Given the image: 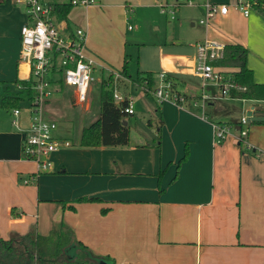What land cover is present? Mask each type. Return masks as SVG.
<instances>
[{
    "label": "crops",
    "instance_id": "1",
    "mask_svg": "<svg viewBox=\"0 0 264 264\" xmlns=\"http://www.w3.org/2000/svg\"><path fill=\"white\" fill-rule=\"evenodd\" d=\"M204 4L197 5L202 9ZM127 7L99 0L98 5L77 8L80 14L67 21L71 29H85L88 56L115 70L128 60L124 45L129 30L119 21L125 22L121 12L127 14ZM22 17L15 0L0 4V91L28 78V67L21 63L26 13ZM200 21L207 34L192 46L194 54L166 61L161 59L165 44L154 43L160 66L140 69L169 74L188 104H156L154 132L139 135L127 122L128 145L80 147L83 129L76 139L55 136L71 145L51 154L50 169L40 171L37 162L23 158L24 135L14 127L12 111L11 118L0 112V237L33 229L48 234L53 223L63 220L95 256L114 264H264V156L256 155L264 154V123H250L251 149L240 144V119L228 122L221 116L219 102L229 98L209 102L206 116H201V106L196 105L201 85L188 78L195 73L196 44L213 39L251 49L252 37L264 36V21L237 10L217 15L207 25ZM64 87L69 86L57 89ZM126 89L124 95H129ZM230 100L242 106L250 102L243 116L256 115L264 121V101ZM134 108L135 114H144L140 107ZM99 115L100 109L87 126ZM21 118L27 127V112ZM216 122L234 125L236 131L218 143ZM32 175H37L35 181L25 183ZM80 197L101 201L75 203L76 211L60 203Z\"/></svg>",
    "mask_w": 264,
    "mask_h": 264
},
{
    "label": "built area",
    "instance_id": "2",
    "mask_svg": "<svg viewBox=\"0 0 264 264\" xmlns=\"http://www.w3.org/2000/svg\"><path fill=\"white\" fill-rule=\"evenodd\" d=\"M25 6L27 22L21 28V63L28 67V78L35 91L31 108L28 114V126L22 125V111L20 108L12 110L13 125L24 135L23 155L27 160L37 162L40 171H48L51 167L50 156L63 147L70 146L71 142L58 139L54 132L58 128L56 121L44 117L45 105L50 97L58 90L53 87L63 85L72 87L75 92L76 104L89 107V93L91 84L97 81L98 69L103 74L107 70L114 76V100L116 104L128 101L124 113L134 115L133 98L124 95L118 85L124 79L119 71L106 67L95 58L88 56L86 31L82 27L71 29L68 22L60 18L58 6L70 4L73 7H89L99 3V0H16ZM257 6V0H230L222 3H205V19L201 24L207 25L217 15L225 16L231 10L240 11L248 17L250 9ZM257 8V7H256ZM224 44L215 40H206L196 44L195 74L203 83L196 105L201 106V116H206V107L209 102L234 98V90H245L225 70L214 64L224 55ZM107 77V78H108ZM102 79V77H101ZM156 85L153 88L146 84L136 85L145 93L151 94L158 105L164 102H173L178 106L188 104L187 96L182 93L177 83L169 74L160 72L155 76ZM214 88V89H213ZM215 139L221 143L231 133L232 125L216 122L213 124ZM239 142L251 149L248 142L250 118L243 116L240 119ZM264 156L261 153L256 154ZM37 175L25 180V183L35 181Z\"/></svg>",
    "mask_w": 264,
    "mask_h": 264
},
{
    "label": "rangeland",
    "instance_id": "3",
    "mask_svg": "<svg viewBox=\"0 0 264 264\" xmlns=\"http://www.w3.org/2000/svg\"><path fill=\"white\" fill-rule=\"evenodd\" d=\"M60 1L67 2L69 0ZM103 1H114V3L127 4L128 6L127 14H124L123 10L122 12L120 11L125 22L120 19L119 21L125 23L129 30L128 36L126 37L128 42L124 45V54L128 59L129 73L132 79L138 77V70L140 69L148 67H154V69H156L160 61L158 60L159 49L152 46L154 43H157V45L165 44V46H162L165 49H161V59L164 58L166 61H168L170 57L179 56L181 58H188L194 54L192 53L194 51L192 46L194 47L195 43L205 38L207 34V26H202L198 23L200 20L205 19L206 9L204 7L199 9L197 4L213 3L212 0ZM219 1L230 2V0ZM18 6L21 9L22 20V16L26 13L25 6L23 3H18ZM77 8L82 7H74L69 17L74 18L76 15L80 14V9ZM255 15L263 18L264 21V15L256 7H252L249 17ZM213 20L214 19H212V21ZM192 21L197 24L192 26ZM72 24L74 23L72 22ZM234 24H238V21H234ZM175 44L179 46H175ZM248 48L250 50L248 64L254 69L256 80L264 82V36H253L252 47L251 49L250 47ZM253 66H255V68ZM101 72L102 71L98 69V72H96L97 81L91 84L89 107L87 105L76 104L75 95L70 87H64L62 91L57 90L50 97V101L44 108V117L57 121L58 129L54 132L55 136H65L76 139V137L80 135L81 129L88 125V121L99 113ZM23 73L25 74V71ZM109 74L107 70L103 71L105 78H107ZM188 78L189 81L196 84V86H200L203 83V80L195 73L191 74ZM118 85L121 86L120 89L123 94L125 93L123 89L128 87L129 89H126V93L130 92L134 107H140L141 111H144V114L137 111L136 114L127 116L126 121L129 123L130 127L139 135L141 131H156L155 126L158 124V115L155 111L157 103L153 96L145 93L140 88L136 87L137 89H135V85L131 80L125 81V79H120ZM56 88L58 87H53V89ZM219 104L222 109L221 116L228 119V122L241 119V117L249 111L248 107L251 105L250 102L245 101L242 106V103L230 99L222 100ZM19 105L22 112L31 108V103L28 100L21 101ZM11 111L12 109L0 108V112L9 118H11ZM232 130L236 131L234 125L232 126L231 131Z\"/></svg>",
    "mask_w": 264,
    "mask_h": 264
},
{
    "label": "trees",
    "instance_id": "4",
    "mask_svg": "<svg viewBox=\"0 0 264 264\" xmlns=\"http://www.w3.org/2000/svg\"><path fill=\"white\" fill-rule=\"evenodd\" d=\"M6 0H0V4ZM257 9L264 15V0H257ZM74 7L70 4L58 6L60 18L69 21V14ZM249 50L240 44L225 46L224 55L214 64L221 68L232 69L229 74L245 90H234L233 97L243 100L264 101V83H257L255 73L248 66ZM112 67V66H111ZM114 69V68H112ZM115 70V69H114ZM124 79H131L133 84L153 88L156 85L155 74L138 70V77L132 79L128 60L120 70ZM63 86L62 80L59 81ZM114 76L100 81L99 118L83 128L79 146L83 148L125 146L130 141V127L125 125L127 114L124 108L128 101L116 104L114 100ZM29 80H17L15 85L0 91V108H20L23 100L32 101L35 91ZM121 87V86H120ZM250 123H264L257 116L250 118ZM24 159L25 156L23 155ZM34 176V175H32ZM29 176L28 178H31ZM98 198L80 197L71 202L61 201L63 208L76 211L75 203H97ZM103 209L102 213L107 214ZM0 264H114V260L95 256L76 236L74 230L63 220L53 223L48 234H41L33 229L26 234L13 233L9 238L0 237Z\"/></svg>",
    "mask_w": 264,
    "mask_h": 264
},
{
    "label": "water",
    "instance_id": "5",
    "mask_svg": "<svg viewBox=\"0 0 264 264\" xmlns=\"http://www.w3.org/2000/svg\"><path fill=\"white\" fill-rule=\"evenodd\" d=\"M124 124L127 125V121H125Z\"/></svg>",
    "mask_w": 264,
    "mask_h": 264
}]
</instances>
